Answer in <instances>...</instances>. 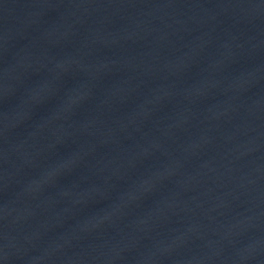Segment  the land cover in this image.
Here are the masks:
<instances>
[{"label": "water", "instance_id": "water-1", "mask_svg": "<svg viewBox=\"0 0 264 264\" xmlns=\"http://www.w3.org/2000/svg\"><path fill=\"white\" fill-rule=\"evenodd\" d=\"M0 264H264V0H0Z\"/></svg>", "mask_w": 264, "mask_h": 264}]
</instances>
